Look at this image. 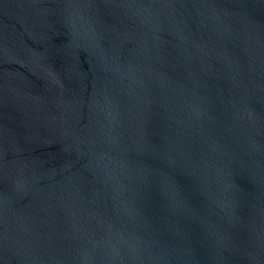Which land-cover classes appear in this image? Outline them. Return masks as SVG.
<instances>
[{
  "label": "water",
  "instance_id": "95a60500",
  "mask_svg": "<svg viewBox=\"0 0 264 264\" xmlns=\"http://www.w3.org/2000/svg\"><path fill=\"white\" fill-rule=\"evenodd\" d=\"M0 264H264V0H0Z\"/></svg>",
  "mask_w": 264,
  "mask_h": 264
}]
</instances>
